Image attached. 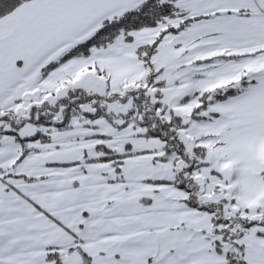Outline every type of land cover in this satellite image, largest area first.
Here are the masks:
<instances>
[{
  "label": "snow or ice",
  "instance_id": "snow-or-ice-1",
  "mask_svg": "<svg viewBox=\"0 0 264 264\" xmlns=\"http://www.w3.org/2000/svg\"><path fill=\"white\" fill-rule=\"evenodd\" d=\"M0 264H264V0H0Z\"/></svg>",
  "mask_w": 264,
  "mask_h": 264
}]
</instances>
